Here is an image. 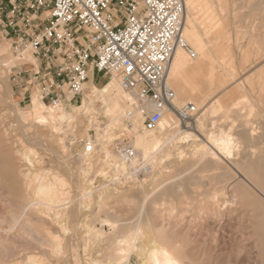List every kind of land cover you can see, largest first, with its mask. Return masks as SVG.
<instances>
[{
  "label": "rangeland",
  "instance_id": "rangeland-1",
  "mask_svg": "<svg viewBox=\"0 0 264 264\" xmlns=\"http://www.w3.org/2000/svg\"><path fill=\"white\" fill-rule=\"evenodd\" d=\"M185 2V20L189 15L195 22L185 39L198 58L179 49L181 60L204 66L200 79L171 75L169 81L179 94L177 106L189 99L201 109L196 118L203 137L199 144L213 146L220 159L211 168L179 164V156L188 161L196 148L179 140L168 144L155 164H148L137 138H159V129L144 128L149 114L137 122L124 119L107 130L110 119L101 111L102 96H93L89 85L83 104L63 103L69 125L54 121L32 125L36 111L49 116L52 109L41 99L32 105L29 100L21 103L20 88L13 82L17 65L13 42L0 33V264H155L149 254L140 252L144 245L153 248L154 234L158 244L177 251L182 264H263L264 197L242 176L264 195V0ZM109 81L97 74L95 85L101 88ZM126 93L133 100L124 103L123 114L138 107L136 97ZM52 111L58 115V110ZM93 123L102 126V136ZM177 126L172 135L182 130L198 135L195 124ZM223 136L230 137V147L219 144ZM97 137L99 148L84 155L85 144L93 140L96 145ZM120 140L133 143L134 166L131 162L125 168L116 166ZM2 155L15 159L13 171ZM182 166L185 177L194 178H185L177 188L171 183ZM22 167L31 173L27 187L19 175ZM14 187L16 195L11 192ZM90 188L93 195L83 198ZM215 189L216 201L211 197ZM145 190L151 194L148 203H154L146 208L140 195ZM30 202L35 204L30 216L15 227L14 217ZM108 247L125 256L120 261L116 255L109 257Z\"/></svg>",
  "mask_w": 264,
  "mask_h": 264
},
{
  "label": "built area",
  "instance_id": "built-area-1",
  "mask_svg": "<svg viewBox=\"0 0 264 264\" xmlns=\"http://www.w3.org/2000/svg\"><path fill=\"white\" fill-rule=\"evenodd\" d=\"M185 15V0H0V33L13 42V82L21 103H32L38 92L52 109L64 102L83 104L97 73L153 107L146 131L157 130L169 110L192 127L200 110L193 103L177 106L169 81L178 48L197 57L184 39ZM117 147L126 162L136 158L127 140ZM95 148L89 140L84 151L92 154Z\"/></svg>",
  "mask_w": 264,
  "mask_h": 264
},
{
  "label": "bare ground",
  "instance_id": "bare-ground-1",
  "mask_svg": "<svg viewBox=\"0 0 264 264\" xmlns=\"http://www.w3.org/2000/svg\"><path fill=\"white\" fill-rule=\"evenodd\" d=\"M185 18H186V15H185ZM195 22H194V20L191 18V16H189L188 15V17H187V20H185V29H184V39H185V34L187 33V31H189L190 29H192V26H193V24H194ZM187 35V34H186ZM185 41H186V39H185ZM187 42V41H186ZM188 43V42H187ZM179 49H181V50H183L184 51V49H182V48H178L177 49V53H175L176 54V56L174 55V58H173V61H172V64H171V66H170V69H169V80H170V78H171V75H173V76H175L178 72H175L176 71V69L178 68V66H179V64H180V61H181V51H179ZM196 54H197V52H196ZM198 58V54H197V57L195 58V59H193V60H196ZM184 60V59H183ZM185 63V62H184ZM186 64V63H185ZM189 64V63H188ZM192 64H194V63H192ZM190 65V64H189ZM201 65V64H200ZM172 68V69H171ZM201 69V68H200ZM172 70V71H171ZM183 70V69H182ZM180 73V72H179ZM174 79V78H173ZM88 85V84H87ZM181 87H183V86H181ZM179 88V87H178ZM183 90V89H182ZM90 92H92L93 93V96L94 95H97L98 93H100L101 94V96H102V104H103V108H102V112H104L105 114H106V117H108L109 119H110V124L106 127L107 128V130H109L108 128H112V127H117L118 126V124L120 123V122H122L124 119H129L130 121L133 119V118H135V120H136V122L137 121H139L140 120V118L144 115V114H149V113H151L152 111H153V107L152 106H150V105H146V106H144V105H142L141 103H139V101H137V103H138V107H137V109H136V111L135 112H132V111H127L125 114H123V110H124V103H126L127 101H131L132 102V97H130L131 95H127V93H126V91H124L122 88H121V85H120V83H119V81H116V80H113V81H109V82H107L104 86H102L101 88H98V87H94V86H91V91ZM181 92V91H180ZM129 93V92H128ZM186 93H188V91L186 92ZM190 93V92H189ZM129 94H132V93H129ZM176 94H178V91H177V93ZM181 94H183V93H181ZM133 96H135L134 94H132ZM179 95V94H178ZM177 95V96H178ZM191 95V94H190ZM183 96H185L184 94H183ZM186 96H188V95H186ZM185 96V97H186ZM136 97V96H135ZM182 97V96H181ZM184 97V99H186ZM191 97H193V96H190V98ZM40 100L41 99V97H40V95H38V94H35V97H34V103L33 104H35V102L37 101V100ZM136 99H137V97H136ZM182 99H183V97H182ZM183 99V100H184ZM196 99V98H195ZM38 100V101H39ZM138 100V99H137ZM177 100V99H176ZM187 100V99H186ZM196 100H198V99H196ZM185 101V100H184ZM194 101V100H193ZM193 101H191V102H189V99H188V102L187 103H196V102H193ZM199 103V102H198ZM186 104V103H185ZM86 105V109H87V111H89V105L88 104H85ZM196 105V104H195ZM197 107H198V104L196 105ZM35 107H38V105H37V103H36V105H35ZM199 108V107H198ZM52 109V108H51ZM52 110H58V115H56ZM51 110V112L49 113L50 115L49 116H45L44 114H42V113H40V111H36V113H35V119L33 120V122L31 123L32 125H34V126H44V124H46V123H49V122H52V121H54L55 123H57V122H61V125L63 124H65V123H67L68 124V119H67V117H68V113L66 112V110H65V108L62 106V107H60V108H58V109H52ZM199 110H200V113H199V115L201 114V109L199 108ZM42 111V110H41ZM50 111V110H49ZM136 116V117H135ZM178 120V119H177ZM177 120H176V116L174 115V113L171 111V110H169L166 114H165V116H164V118L162 119V121H161V123H160V126H159V134H160V136H159V138H157V137H150V136H148V135H145V136H141V137H138L137 138V142L139 143V144H143L144 145V148H142V151H143V157L145 158V160H146V162H148V164L150 163V164H155L157 161H155V159L156 160H158V155L160 154V153H165V151L166 150H168V148H167V145L168 144H170L172 141H175V140H179V142H181L183 145H188V146H190L189 144L190 143H194V146L196 145V148H195V151L193 152V154L191 155L192 157H191V159H189L188 161L187 160H185L184 159V157L183 156H179L178 157V163L179 164H184L185 163V166L188 168V167H197V168H211V167H213V165H216L219 161H220V159H219V157H218V155L214 152V147L213 146H210V147H208L207 145H202V144H204V143H202V144H199V142H202L201 140H202V135L200 134V132L199 131H197V122L198 121H196V123H195V126H196V131H197V133H198V135H193V133L192 132H190V131H188V130H185V131H183L182 130V132H180V131H178L179 132V134L178 135H172L174 132V130L178 127L177 126V123L179 122H177ZM203 122V121H202ZM180 124V123H179ZM69 125V124H68ZM181 125V124H180ZM93 126H94V128H96V129H98V133H99V135L100 136H102L103 134H104V129L102 128V126H100V125H98L97 123H93ZM1 131V130H0ZM108 132V131H107ZM149 132H153V131H149ZM196 133V134H197ZM177 134V133H176ZM99 135H98V137H99ZM98 137H97V143H96V149L97 148H99V147H97L98 146V142H99V139H98ZM108 138V137H107ZM102 140V139H101ZM214 140V139H213ZM217 139H215V141H216ZM107 140L105 139V141H103V143L102 144H104L105 145V142H106ZM114 141V140H113ZM218 142H220L219 144L221 145V146H225V147H230L231 146V139H230V137H222V138H220L219 140H218ZM176 143V142H175ZM210 143V142H209ZM215 143V142H214ZM216 144V143H215ZM132 146H133V143H132ZM187 146V147H188ZM102 147H104V146H102ZM107 147V146H106ZM105 147V148H106ZM134 147V146H133ZM169 147V146H168ZM102 149V148H101ZM100 149V150H101ZM194 149V148H193ZM105 150V149H104ZM4 153V152H3ZM5 154V153H4ZM22 154H24V153H22ZM119 154V153H118ZM25 155H26V153H25ZM84 155H91V154H84ZM106 155H108V157H109V154L108 153H106ZM3 157H4V155H2ZM167 156V155H166ZM166 156L164 157V158H166ZM7 157V159H8V155L6 156ZM26 158V157H25ZM4 159L5 160H7L5 157L3 158V161H4ZM160 159V158H159ZM168 159V158H167ZM227 159V158H226ZM8 160H9V162H8ZM7 160V162H8V166L11 168V170L13 171L14 170V160L12 159V158H9ZM119 162H116L117 164H116V166L117 165H120V166H123V168H125L126 166H127V164H129V162H126L121 156H120V154H119ZM184 160L186 161V162H184ZM27 161V160H26ZM25 161V162H26ZM136 161H137V158H136V160L135 159H133L132 161H131V165H135V163H136ZM6 162V161H5ZM24 162V161H23ZM175 162V161H174ZM22 163V162H21ZM139 163V162H138ZM24 164V163H23ZM122 164V165H121ZM22 165V164H21ZM177 165V164H176ZM115 166V167H116ZM157 166V165H156ZM177 166H180V165H177ZM176 166V167H177ZM119 167V166H118ZM183 167L184 166H182L181 168H182V170L180 171V170H177V171H180V172H178V174L179 175H175V177L173 178V179H175L174 180V182L173 183H171V184H173V186L175 187H180L181 186V182L182 181H184V180H186V179H192V178H194V176L193 175H189V176H187V177H185V175H184V173L185 172H183L184 171V169H183ZM23 168V167H22ZM22 168H20V169H22ZM121 167H119V169H120ZM123 168H121V169H123ZM117 169V168H116ZM148 169H151V166H149L148 167ZM115 170V169H114ZM118 171V170H117ZM17 173V172H16ZM135 173V172H134ZM159 173V172H158ZM188 173H190V171L188 172ZM196 172H194L193 174H195ZM237 173H238V175H240V176H242V174L239 172V171H237ZM162 174V173H161ZM198 174V173H197ZM19 175H20V177L22 178L21 180H23V182H24V186L25 187H27V186H29V184H30V175H31V173H28V169H26V168H23L22 170H20L19 171ZM174 175V174H173ZM182 175H184V176H182ZM201 175V174H200ZM199 175V176H200ZM48 176V175H47ZM161 176V175H160ZM180 176V177H179ZM198 176V177H199ZM211 176V175H210ZM235 176V175H234ZM233 176V177H234ZM163 177V176H162ZM196 177V176H195ZM201 177H203V176H201ZM216 177V176H215ZM215 177H213V178H215ZM236 177V176H235ZM43 178V177H42ZM49 178V177H48ZM165 178V177H164ZM170 178V177H169ZM168 178V179H169ZM186 178V179H185ZM209 178H211V177H209ZM242 178H243V181L249 186V187H253V190L254 191H256L258 194H260L261 196H263L264 197V195L263 194H261L260 193V191L256 188V187H254L253 185H252V183L246 178V177H244V176H242ZM168 179H166L165 178V180H168ZM14 180L16 181V178H14ZM55 180V179H54ZM216 180V179H215ZM5 180H3V182H4ZM50 182V181H49ZM52 182V181H51ZM172 182V181H171ZM5 183V182H4ZM162 183V182H161ZM162 185H163V183H162ZM8 186V185H7ZM21 186V185H20ZM166 185H164V187H165ZM9 187H12V186H9ZM8 187V188H9ZM24 187V188H25ZM159 187V186H158ZM167 187V186H166ZM171 187V186H170ZM177 187V188H178ZM197 187V186H196ZM214 187V186H213ZM2 188V187H1ZM30 188V187H29ZM172 188V187H171ZM216 188H218V187H216ZM3 190V189H2ZM10 190V189H9ZM12 190V189H11ZM25 190V189H24ZM169 190V187L168 188H166V189H164V193L166 194H168V192H170V191H168ZM19 191V190H18ZM22 190H20V192H21ZM29 191V190H28ZM211 191H212V189H211ZM12 192V195H16V193H17V190L15 189V187H14V189H13V191H11ZM24 192V191H23ZM22 192V193H23ZM26 192H27V189H26ZM211 193V192H210ZM137 194H139V192H137ZM28 195V194H27ZM31 195V194H30ZM91 195H93V190L90 188V189H88L87 191H86V193H84L83 194V198H89ZM140 195H142L143 197H145V201H144V208H146V206H148V205H152V204H154V203H152L151 204V202H150V204L148 203V199H147V197H148V195H149V192H147V190H145V191H143V192H140ZM151 195V194H150ZM149 195V196H150ZM29 196V195H28ZM211 197H212V199L214 200V201H216V199L218 198V193H217V191H216V189L215 190H213V192H212V194H211ZM9 202V201H8ZM29 202V201H28ZM10 203V202H9ZM12 203V202H11ZM36 203V202H35ZM43 203V202H42ZM47 203V202H46ZM45 202L42 204V205H45L46 204ZM37 204V203H36ZM48 204V203H47ZM22 205V204H21ZM35 205V204H34ZM33 205V202H30V203H28V204H25V205H22L21 207H20V215H17V216H15L14 217V223H15V227H17V225H19L24 219H25V217H27L28 218V215L30 216V209H31V207L32 206H34ZM49 205V204H48ZM14 204L12 203L11 204V207L14 209ZM46 207V206H45ZM44 207V208H45ZM145 210V209H144ZM14 211V210H13ZM15 212V211H14ZM143 212V211H142ZM145 213V212H144ZM148 213V212H147ZM1 214V213H0ZM33 214V213H32ZM46 215V214H45ZM14 216V215H13ZM34 218V217H33ZM46 219V218H45ZM35 220V219H34ZM28 221H30L29 219H28ZM27 221V222H28ZM31 221H32V218H31ZM115 224H117L116 222H111V225H113V226H116ZM10 227V226H9ZM140 229H141V227H140ZM155 235V234H154ZM152 236L153 237V239H152V249L151 250H148L147 249V247H146V245H144V247L143 248H141L140 249V252L141 253H146V255L147 254H149L150 255V257L152 258V260L154 261V263L155 264H182V259H181V257L179 256V254H177L176 252H171L169 249H168V247L167 246H165V245H163V244H158V242H157V239L155 238L156 236ZM3 239V238H2ZM7 239H8V237H7ZM5 240H6V238H5ZM4 240V241H5ZM7 241V240H6ZM41 242V241H40ZM43 242H44V240H43ZM151 247V246H150ZM149 248V247H148ZM132 249H133V251L134 250H136V247L134 246V247H132ZM150 249V248H149ZM119 252V250L118 249H115V248H113V247H108V249H107V253H108V256L110 257L111 255H116V256H118L119 257V261L121 260V259H123V257L125 256V255H123V254H120V253H118ZM180 252V251H179ZM128 257V256H127ZM30 258V257H29ZM111 259H112V257H111ZM31 260H34V257H32V258H30L29 259V261H31ZM127 260V259H126ZM151 260V259H150ZM1 262V261H0ZM8 262V261H7ZM95 263L94 264H103V262L101 263H99L98 261H94ZM97 262V263H96ZM109 264H127V263H121V262H110ZM263 264H264V258H263Z\"/></svg>",
  "mask_w": 264,
  "mask_h": 264
},
{
  "label": "crops",
  "instance_id": "crops-1",
  "mask_svg": "<svg viewBox=\"0 0 264 264\" xmlns=\"http://www.w3.org/2000/svg\"><path fill=\"white\" fill-rule=\"evenodd\" d=\"M177 53V52H176ZM175 56H176V54H175ZM186 64H185V63ZM190 65H189V64ZM201 64V65H200ZM203 64L202 63H198V62H195L194 61V64H192V63H190V62H187V61H184V60H181L180 61V64H179V66H178V68L176 69V71L175 72H178L175 76H176V78H177V76H181L182 77V79H185V78H187L188 76L190 77V78H192V79H200V71L202 70V68H203ZM201 68V69H200ZM172 69V68H171ZM183 69V70H182ZM172 71V70H171ZM180 72V73H179ZM96 75H97V73H94L93 74V81L91 82V83H88V85L89 86H94V87H96V83H95V78H96ZM102 75V81L103 80H106V77L105 76H103V74H101ZM188 79V78H187ZM106 84V83H105ZM104 84V85H105ZM103 85V86H104ZM189 93V92H188ZM191 93V92H190ZM34 95H35V93L33 94V96H32V103H30V105H32L33 103H34ZM22 99V98H21ZM26 100H27V97H26Z\"/></svg>",
  "mask_w": 264,
  "mask_h": 264
}]
</instances>
